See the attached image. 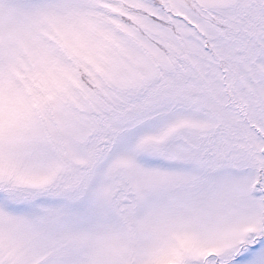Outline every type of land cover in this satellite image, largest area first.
<instances>
[{
	"label": "snow or ice",
	"instance_id": "6c2138e0",
	"mask_svg": "<svg viewBox=\"0 0 264 264\" xmlns=\"http://www.w3.org/2000/svg\"><path fill=\"white\" fill-rule=\"evenodd\" d=\"M0 264H264V0H0Z\"/></svg>",
	"mask_w": 264,
	"mask_h": 264
}]
</instances>
